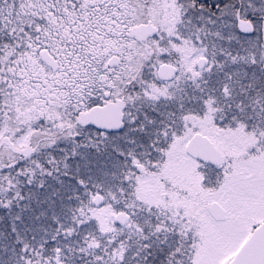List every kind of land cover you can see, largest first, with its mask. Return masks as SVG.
<instances>
[{
	"label": "snow or ice",
	"instance_id": "1",
	"mask_svg": "<svg viewBox=\"0 0 264 264\" xmlns=\"http://www.w3.org/2000/svg\"><path fill=\"white\" fill-rule=\"evenodd\" d=\"M0 264H264V0H0Z\"/></svg>",
	"mask_w": 264,
	"mask_h": 264
}]
</instances>
